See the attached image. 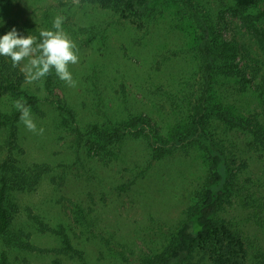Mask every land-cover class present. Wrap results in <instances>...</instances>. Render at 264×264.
<instances>
[{
    "label": "rangeland",
    "instance_id": "obj_1",
    "mask_svg": "<svg viewBox=\"0 0 264 264\" xmlns=\"http://www.w3.org/2000/svg\"><path fill=\"white\" fill-rule=\"evenodd\" d=\"M11 1L0 5V16L31 23L38 31L51 28L55 14L63 15L80 60L70 65L75 87L58 79L48 91L46 79L25 82L36 102L33 118L45 129L42 135L20 123L18 144L12 147L8 131L0 128V163L13 158L18 167L42 171L37 185L12 193L13 224L0 237V251H6L11 264H149L166 253L174 230L196 207L208 175L204 151L178 143L203 92L201 26L181 0H164L143 19L83 0ZM202 1V11L211 12L207 18L238 44V62L251 80L246 92L232 96V105L244 114L261 115L264 123V52L257 38L227 10L235 0ZM252 7L264 11V0H252ZM14 99L0 97V112L14 113ZM60 102L74 118L60 115ZM135 115L144 117V124L131 126L129 116ZM116 125L126 128L122 152L113 160L110 155L89 158L82 148L86 139ZM163 150L170 152L157 157ZM223 150L230 160L242 155L227 144ZM255 153L244 157L253 161L244 165L249 177L263 170ZM80 204L85 218L78 213ZM224 212L245 230L253 228L235 205L226 203ZM58 233L67 235L73 250H65Z\"/></svg>",
    "mask_w": 264,
    "mask_h": 264
},
{
    "label": "trees",
    "instance_id": "obj_2",
    "mask_svg": "<svg viewBox=\"0 0 264 264\" xmlns=\"http://www.w3.org/2000/svg\"><path fill=\"white\" fill-rule=\"evenodd\" d=\"M83 1L111 10L122 17L133 14L138 19L151 17L164 2ZM181 1L191 10L193 18L203 31L198 51L203 59L204 81L198 112L180 135L178 143L186 142L204 151L208 161V175L197 193L196 207L174 230L166 253L158 255L154 261H149V264H264V164L260 166L263 168L260 175L253 172L249 177L244 168L246 162H253L249 157L244 159L248 154L251 157L253 153L258 152L255 153L258 156L256 160L262 158L264 162V123L259 118L261 115L258 117L244 114L239 110V106L232 105L231 102L232 96L248 90L251 80L238 62V44L226 39L220 28L218 30L213 21L207 18L211 12L202 11V3L204 6L206 3L202 0ZM10 3L11 0H0V5ZM228 9L231 15L238 18L257 38L264 52V28L261 26L264 11L254 12L252 0H235L233 4L228 5ZM13 25L24 34L30 32L38 36L39 31L35 25L19 23L16 20L7 21L4 27L0 28V33L6 32ZM45 79L48 91L59 81L54 73ZM24 84V74L20 69L13 68L8 58L0 57V97L23 96L28 105L34 106L36 102L25 91ZM229 90L232 93H229ZM260 93V97L264 99V87ZM58 109L67 121L69 117L75 116L64 102L59 103ZM18 118L17 110L12 114L0 112V128L8 131L7 142L12 147L18 144ZM129 120L134 127L145 122L144 117L137 115L129 116ZM97 129L99 128L95 127V131ZM233 131L246 134L248 139L239 140L234 133L230 134ZM126 137V128L116 125L112 131L105 129L87 138L82 148L87 150L89 158L100 156L105 160L104 156L110 155L113 160L114 155L116 159V155L122 152ZM226 144L232 147L234 153H241V157L230 160L223 150ZM163 151L157 157L170 152ZM16 162L17 160L12 158L0 163V237L7 235L13 224L10 211L12 193L27 191L28 185H37L42 175L39 167L23 169L15 165ZM35 169L39 172L36 173ZM254 176L256 178H253ZM226 203L229 206L235 205L245 214L247 222L253 223V228L247 231L239 223L228 219L224 214ZM77 209L85 218L82 204L77 205ZM58 234L63 238L65 250H73L67 235ZM0 264H11L6 251H0Z\"/></svg>",
    "mask_w": 264,
    "mask_h": 264
},
{
    "label": "clouds",
    "instance_id": "obj_3",
    "mask_svg": "<svg viewBox=\"0 0 264 264\" xmlns=\"http://www.w3.org/2000/svg\"><path fill=\"white\" fill-rule=\"evenodd\" d=\"M65 17L55 14L51 28L40 29L38 36L30 32L24 34L16 26L0 33V57L8 58L13 68H19L26 83L42 81L50 74L71 87L77 85L70 65L79 62V48L76 41L64 29ZM6 21L0 16V28ZM19 112V123L34 134L42 135L43 127H38L33 118L31 106L24 97L12 101Z\"/></svg>",
    "mask_w": 264,
    "mask_h": 264
}]
</instances>
